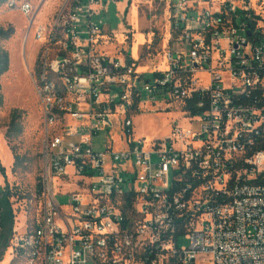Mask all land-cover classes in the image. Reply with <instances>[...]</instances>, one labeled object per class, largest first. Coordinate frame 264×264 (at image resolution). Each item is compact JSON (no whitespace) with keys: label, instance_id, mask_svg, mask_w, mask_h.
<instances>
[{"label":"built area","instance_id":"1","mask_svg":"<svg viewBox=\"0 0 264 264\" xmlns=\"http://www.w3.org/2000/svg\"><path fill=\"white\" fill-rule=\"evenodd\" d=\"M140 1L168 22L151 78L100 51L104 0H67L46 24L30 1L4 3L41 46L45 122L37 219L12 229L13 252L27 264H264V0ZM145 94L183 104L193 129L137 139ZM103 133L122 147L97 150Z\"/></svg>","mask_w":264,"mask_h":264},{"label":"rangeland","instance_id":"2","mask_svg":"<svg viewBox=\"0 0 264 264\" xmlns=\"http://www.w3.org/2000/svg\"><path fill=\"white\" fill-rule=\"evenodd\" d=\"M28 1L40 9L37 22L46 24L54 21L67 0ZM114 1L117 0H104L101 6L106 37L99 49L112 57L131 58L137 71L151 78L153 72L162 71L166 66L164 53L168 22L164 7L160 3L147 4L140 0H118L117 4ZM99 20L100 18L95 19ZM9 27L14 28L15 34L9 40H0L11 57L10 71L0 78L5 97V104L0 108V162L6 170V176L0 172V190L9 185L14 193L18 192V196L12 200L13 217L0 230V264H27L13 252L10 231L14 227H31L37 219L40 203L37 190L44 168L42 149L45 122L42 105L35 90L33 71L41 46L34 40L29 20L18 12L9 11L2 4L0 28ZM184 108L183 104L177 102L168 104L162 99L152 101L145 94L142 111L133 116L135 137L147 138V141L165 139L172 134L177 123L184 129H193L194 124L187 120ZM14 109L26 111V117L23 121V134L10 144L6 133ZM111 140L116 143V149L122 147L117 134L110 137L103 133L97 138V150H104ZM14 148L27 159L24 170H13ZM71 189L74 187L65 186L62 190ZM58 199L62 204H68L70 198L59 196ZM6 210L9 213L8 207ZM189 244L185 237L180 238V247H187ZM200 264H209V259L201 258Z\"/></svg>","mask_w":264,"mask_h":264},{"label":"trees","instance_id":"3","mask_svg":"<svg viewBox=\"0 0 264 264\" xmlns=\"http://www.w3.org/2000/svg\"><path fill=\"white\" fill-rule=\"evenodd\" d=\"M7 0H0V6L4 4ZM15 34V30L13 27H9L7 29L0 28V40H9ZM11 67V57L9 52L1 45L0 41V78L7 74L10 71ZM5 104V97L3 94L2 85L0 83V108H2ZM26 117V111L20 109H14L10 115V123L8 125V130L6 133V138L10 144L16 141L24 132L23 121ZM43 150V149H42ZM43 159V154H42ZM27 159L25 156H21L14 148V165L13 170L16 172L20 169H25V163ZM0 172L2 175L6 176V170L2 166L0 162ZM42 180L43 174L40 179L39 188L37 190V198L40 199L42 194ZM18 196V192L14 193L13 190L10 189V186L7 185L5 188L0 190V230L2 231L7 224V220L13 217V199ZM8 207L9 213L6 210ZM13 229V228H12ZM12 229L10 233L12 232Z\"/></svg>","mask_w":264,"mask_h":264}]
</instances>
